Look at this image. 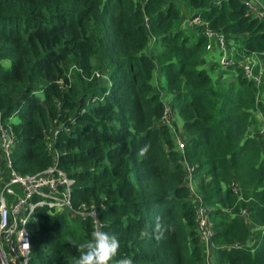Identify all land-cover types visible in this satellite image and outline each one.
Segmentation results:
<instances>
[{
  "label": "trees",
  "instance_id": "1",
  "mask_svg": "<svg viewBox=\"0 0 264 264\" xmlns=\"http://www.w3.org/2000/svg\"><path fill=\"white\" fill-rule=\"evenodd\" d=\"M193 15L232 44L236 60L258 58V88L238 67L222 71L233 79L229 86L212 82L202 69L201 29L190 41L193 34L181 28ZM257 93L264 94V20L247 15L240 0H0V120L17 118L11 168L33 175L55 161L73 180L72 209L94 213L37 209L26 226L27 264H74L80 253L73 242H86L97 220L120 241L115 259L204 264L197 206L159 123L164 104L179 121L172 124L183 138V157L208 207L216 244L211 264H264V150L250 130L257 104L264 113ZM226 209H246L248 222ZM157 219L173 226L159 242Z\"/></svg>",
  "mask_w": 264,
  "mask_h": 264
},
{
  "label": "built area",
  "instance_id": "2",
  "mask_svg": "<svg viewBox=\"0 0 264 264\" xmlns=\"http://www.w3.org/2000/svg\"><path fill=\"white\" fill-rule=\"evenodd\" d=\"M245 13L258 21L264 20V5L259 0H240ZM198 27L206 39L205 51L214 52L217 55L216 66L221 71L238 67L242 77L255 87L261 84V64L254 55L246 59H235L234 48L230 42L205 26L197 15H193L183 28ZM238 61V62H237ZM232 67V68H231ZM264 98L263 93L256 94V102ZM260 105L252 110V117L257 124L254 136L259 140L264 150V113L260 111ZM172 110L168 104L163 105V113L160 125L166 127L174 144L173 149L180 156V164L184 173V185L190 193V201L197 206L195 215V229L199 238L204 264H211V253L214 249L211 237L213 234L212 223L208 217V207L201 204V198L197 195L194 183L193 169L183 157L184 141L173 127L171 119ZM16 114L13 113L7 121L0 120V264H27L29 254V236L26 226L37 209L46 207L55 212L62 211L76 215L94 217L93 211L88 213L72 209L70 203V190L73 180L66 173L58 169L55 161L44 171L33 175H21L11 168L13 150V135L11 124H14ZM179 127V126H177ZM233 195L239 196V189L235 184L229 186ZM228 217H239L248 222V211L239 209L232 213L224 210ZM252 231V230H251ZM254 231H252L253 233ZM29 247H25V244ZM253 244V240L247 239L246 245ZM232 245V248H235Z\"/></svg>",
  "mask_w": 264,
  "mask_h": 264
},
{
  "label": "clouds",
  "instance_id": "3",
  "mask_svg": "<svg viewBox=\"0 0 264 264\" xmlns=\"http://www.w3.org/2000/svg\"><path fill=\"white\" fill-rule=\"evenodd\" d=\"M264 15V13H261ZM150 148V145H144L140 151V156H145ZM99 220H97V227L90 234V238L79 245L73 242V246L77 247L80 253L77 258H74V264H112L115 260V264H133V260L129 257H117L118 250L120 248V241L115 234H110L99 226ZM173 230L172 225H164L157 222L154 227V238L157 242L164 239L165 232H171ZM25 247H29L26 243Z\"/></svg>",
  "mask_w": 264,
  "mask_h": 264
},
{
  "label": "rangeland",
  "instance_id": "4",
  "mask_svg": "<svg viewBox=\"0 0 264 264\" xmlns=\"http://www.w3.org/2000/svg\"><path fill=\"white\" fill-rule=\"evenodd\" d=\"M190 19V18H189ZM189 19L187 18H184L181 22V28L183 27V24H185ZM197 27H192V28H187L186 30H183L184 34L186 35H190V34H193V37H191L190 41H194L196 38H197V30L196 29ZM217 54L214 53V52H206L203 56L205 62L204 64L202 65V69L207 73V75L211 78L212 82H225V85L224 86H229L228 83L232 82L233 79L231 78H226V73H222V71L214 64L216 62V59H217ZM208 56V57H207ZM8 63H4V66L7 67ZM210 65H215V68H211ZM96 77V79H99L100 81L102 82H105V78L102 77V75H99V74H95L94 75ZM229 76V75H228ZM159 80L158 76L156 74L153 75V79H152V85L154 87V90L159 92L160 93V96H161V100L163 102H165L167 99H168V96H167V93L165 92H162V90H159L157 87H156V83L157 81ZM227 82V83H226ZM221 85V84H219ZM37 97L40 99L41 96H40V93H37L36 94ZM171 119L172 121L174 122L175 121V124H179V121L177 118H175V115L173 114L172 112V116H171ZM17 121V118L14 119V122ZM174 127V126H173ZM256 127H257V124L255 123V129L253 128H250L251 131H256ZM253 133V132H252ZM194 183L196 185V180H194ZM58 213H62V211H57ZM71 222V221H70ZM253 238V235H252V231H250L249 233V237H248V240L251 241ZM214 244V243H213ZM214 246H216V244H214ZM208 264H210V262H208Z\"/></svg>",
  "mask_w": 264,
  "mask_h": 264
},
{
  "label": "crops",
  "instance_id": "5",
  "mask_svg": "<svg viewBox=\"0 0 264 264\" xmlns=\"http://www.w3.org/2000/svg\"><path fill=\"white\" fill-rule=\"evenodd\" d=\"M208 57V56H207ZM196 179H198V176L196 175V178H195V176H194V180H196Z\"/></svg>",
  "mask_w": 264,
  "mask_h": 264
}]
</instances>
